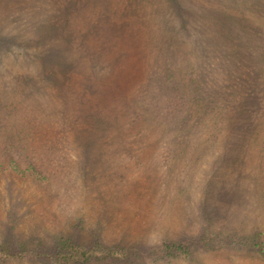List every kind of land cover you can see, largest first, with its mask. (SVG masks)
Returning a JSON list of instances; mask_svg holds the SVG:
<instances>
[{
	"label": "rangeland",
	"instance_id": "obj_1",
	"mask_svg": "<svg viewBox=\"0 0 264 264\" xmlns=\"http://www.w3.org/2000/svg\"><path fill=\"white\" fill-rule=\"evenodd\" d=\"M207 227L264 239V0H0V264H264Z\"/></svg>",
	"mask_w": 264,
	"mask_h": 264
},
{
	"label": "trees",
	"instance_id": "obj_2",
	"mask_svg": "<svg viewBox=\"0 0 264 264\" xmlns=\"http://www.w3.org/2000/svg\"><path fill=\"white\" fill-rule=\"evenodd\" d=\"M261 12V11H260ZM255 103L260 104L258 95L254 97ZM252 103L248 100L242 101V110H252ZM250 114V113H247ZM13 168L19 169L16 163L12 164ZM226 246L237 250H254L264 256V239L262 233L242 235L239 233H223L212 228H205L196 238H185L181 240H173L164 244L168 253H191L199 246ZM9 246H0V256L2 257H23L29 250H12ZM44 256L50 258L58 264H89L94 258H118L127 257V250L120 248H109L108 246L96 243L90 246H84L70 241L62 242L53 250L42 251Z\"/></svg>",
	"mask_w": 264,
	"mask_h": 264
}]
</instances>
